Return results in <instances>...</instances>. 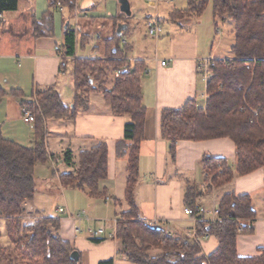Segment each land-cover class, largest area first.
Wrapping results in <instances>:
<instances>
[{"label": "trees", "instance_id": "trees-1", "mask_svg": "<svg viewBox=\"0 0 264 264\" xmlns=\"http://www.w3.org/2000/svg\"><path fill=\"white\" fill-rule=\"evenodd\" d=\"M56 2L69 11L76 5V0H48L49 6H55ZM208 2L187 0L185 9L174 8L169 13V20L198 18ZM19 3L20 0H0V14L18 10ZM211 4L214 19L233 22V59H214L212 76L206 81L204 107L197 106L192 98L179 108L161 111L160 136L169 142L171 161L178 141L230 139L235 147L233 168L226 158L204 154L200 160L208 189L218 190L231 182L235 174L246 175L264 167V0H211ZM47 17L48 11L42 20ZM35 24V30L45 34L43 22ZM122 36V33H114L112 37L96 34L92 49L103 48L100 56L76 57V34L66 27L59 47L71 66L73 97L69 104L63 102L53 86L36 87L30 100H24L20 90L6 91L0 86V100L7 93L18 95L21 106L31 112L34 140L33 146H25L3 137L0 131V223L8 240V244H0V264H79L80 259L71 257L75 249L58 234L59 219L39 211L27 219L22 203L33 199L35 165L56 159L47 151V121H74L78 112L88 110L92 94H100L113 115L127 118L123 137L115 144L116 157H126L123 200L113 199L114 203L123 201L127 205L126 210L116 215L114 224L118 254L134 264H264V247L257 256L239 257L236 253L237 235L253 231L251 226L240 227L241 221L256 216L247 194H224L216 205L219 213L215 221L201 219L195 223L198 236L217 240V248L208 255L201 252L198 240L184 235L168 236L163 229L143 225L134 190L145 121L141 90L145 63L124 57L125 44L119 46ZM89 38L90 34H82L81 50L90 42ZM106 156V144L102 140L80 150L73 169L58 175L60 186L81 190L89 198L105 196L106 190L99 189V183L107 177ZM60 157L72 165L70 149ZM51 174L55 175L53 169ZM195 197L194 185L187 186L184 205L195 203ZM90 240L99 243L102 238ZM98 264H113V259Z\"/></svg>", "mask_w": 264, "mask_h": 264}, {"label": "crops", "instance_id": "crops-1", "mask_svg": "<svg viewBox=\"0 0 264 264\" xmlns=\"http://www.w3.org/2000/svg\"><path fill=\"white\" fill-rule=\"evenodd\" d=\"M35 2L36 0H20L18 10L13 11L8 16L9 19H6L10 21V24L14 23L17 32L15 33L16 41L0 42V86L6 91L20 90L24 100L32 98L36 87L53 86L59 91L63 102L69 104L70 102L64 101L61 93L62 81L66 79V70L71 76L69 59L65 60L66 65L62 67L54 52V46L63 44L66 27L74 31L82 30L83 33L91 35L93 32L90 30L96 25V31L100 32L96 34L103 36L102 33L105 30L109 33L108 37H112L114 33L117 34L120 29L119 33H122L125 39L122 41L125 44L124 57L129 61L139 60L145 63V70L141 76L145 121L143 139L140 143L139 176L134 190L139 218L156 219L159 221L160 228L174 232L175 236H185L186 231L195 229V222L183 212L184 190L187 186L194 185L196 190L194 201L207 210L216 207L220 198L226 193L232 192L236 196L247 194L251 197V205L256 216L254 219L241 221L240 227L251 226L253 231L251 234L237 235L236 253L239 257L259 255L260 249L264 247V167L246 175L235 174L231 182L218 190L208 189L206 192H201L200 186L206 182L205 172L200 162L202 156L208 154L215 158H226L233 168L235 163L233 142L228 138L202 141L181 140L175 145V157L171 161L168 153L169 142L160 136V114L163 109L179 108L192 98L196 100L197 106L204 107L207 80L203 78V70L199 66L200 60L205 58L231 60L233 59L232 53L230 52L229 57L216 56L218 49L215 47V50L211 49L209 56L204 55L205 51L201 49V34L198 31L200 24L197 18L185 17L179 22H172L168 15L166 31L162 29L158 38H151L147 36L145 28L146 21L152 17L151 13L146 12L142 16L143 29L141 31L136 24L130 21V14L126 15L120 10L119 1L116 2V10L112 9L108 13L98 12V3L94 0L89 4L88 2L79 4L76 0L75 11H69L65 7V10L59 11L56 6H49V3L46 9H42V5L38 9ZM146 5L148 8H155L157 16L159 1L146 0ZM130 8L129 4L131 13ZM173 9L172 7L168 14ZM46 11L49 12V17L42 20ZM72 12L74 14H71ZM54 14L61 18L60 42L55 36L58 29H56ZM4 15L6 13L0 14L2 24L5 21ZM69 18H74V20ZM156 18L162 25L160 18ZM71 20H73L72 26L69 22ZM217 20L219 19H214L212 14V24L210 28H206V35L211 37ZM37 21L43 22L45 34L40 33L38 29L35 30ZM10 24L8 28H11ZM37 33L38 36L35 35ZM13 43L15 49L10 48ZM151 43H154L153 47H150ZM90 50L95 51L92 46ZM102 51L103 48L97 53L100 55ZM76 53L77 50L75 51L76 57H82L77 56ZM161 61H166V64L161 65ZM70 84L67 82L64 86ZM72 97L73 93L70 101ZM21 109L18 95L7 93L0 100V131L3 137L31 147L34 142L33 127L32 124L23 120ZM126 120V117L113 115L100 94L90 95L88 110L78 112L74 121L48 120L47 151L56 158L55 161L50 159L45 162L49 163L50 168L54 170L55 175L50 173L51 177H55L59 183L58 175L73 169L78 152L102 140L107 150V177L100 181L99 189L106 190L105 199L110 197V200H123L126 184V157H116L115 144L123 137ZM67 149H70L73 155L72 165H67L60 157ZM39 164L37 163L34 167L35 181L39 178L36 175ZM59 164L61 171L58 168ZM218 192L219 197H217ZM84 196L88 198L85 193ZM258 201L261 203L259 209L255 207ZM122 205L123 209H120L118 213L127 209L125 202H119L118 206L122 207ZM22 207L26 213L31 210L36 211L33 199L25 200ZM63 209L64 212L59 213L67 215V212H70L67 208ZM118 213L115 212L109 228L102 224L97 227L87 226L84 229L87 234L85 237L78 234L82 232V227L76 222L82 219L87 222L90 220L86 211L80 220L70 218L68 215L61 218L55 217L59 219L58 234L68 241L78 253L79 264H98L110 258L113 259V264H134L117 253L118 242L114 237L109 236L114 233ZM210 217H212L210 214L204 216L205 219ZM76 226L80 228L79 231L75 230ZM100 226L104 229L101 236L93 237L88 232V228L96 229ZM92 238H102V241L95 243L90 240ZM199 242L201 252L205 255L213 252L218 246L217 240L212 236L201 237Z\"/></svg>", "mask_w": 264, "mask_h": 264}, {"label": "rangeland", "instance_id": "rangeland-1", "mask_svg": "<svg viewBox=\"0 0 264 264\" xmlns=\"http://www.w3.org/2000/svg\"><path fill=\"white\" fill-rule=\"evenodd\" d=\"M88 1L89 0H77V2L79 4L86 3ZM94 1H96V3H98L97 4V11L98 12L103 11L105 13H108V12H111L112 9L116 10L115 9L116 2H118L119 0H94ZM127 1L129 2L130 6H131V8H130V10H131L130 21L133 22L134 24H136L137 28H139L141 31L143 29V25H142V18L143 17L142 16L146 12L151 13L152 19L159 17L160 21L162 22V25H161L162 29L164 31H166L165 26L168 24L167 18H168V15H169L168 12L170 11V9L172 7L175 9H185L187 6V0H158L159 1V13L156 16L155 8H148L146 5V0H127ZM90 2H88V4ZM35 3L37 5L38 9L41 5H42V9H46L47 4H48L47 0H36ZM75 6L77 8V4ZM84 7H87V6H84ZM76 8L74 7L73 11H75ZM11 14H12V12H7L6 15H4V17H5L4 23L2 24L0 22V42H2V41H5V42L16 41L15 33L17 32L16 31L17 27L14 26V23L10 24V21L6 20L8 18V16H10ZM71 14H74V12H72ZM54 17H55L54 19L56 21V29H58L55 36L57 38L56 40L58 42H60L61 41V38H60L61 34L59 32V29L61 26V18H59V16L57 14L56 15L54 14ZM69 19L74 20V18H69ZM23 20H25V19L23 18ZM73 20L69 21L71 26L73 24ZM196 20L200 24L198 31L201 34V42H202V48L201 49L202 50L204 49V51H205L204 55L209 56L211 49L213 50V48H214V50H215V47H216L218 49V51L216 52V56L229 57L230 52H231V46H232L233 41H234L233 22L231 20H225V21L217 20L216 26L213 29L214 31L212 30L211 37L206 35L207 34V32H205L206 28H210V25L212 24L211 0H209V2L206 5L205 9L203 10L202 14ZM26 22H27V20H26ZM8 24L11 25V28L10 27L8 28V26H9ZM5 25H7V26L5 27ZM91 26H94V25H91ZM95 27L97 28L96 25H95ZM95 27H94V29L91 28L90 31L93 32V34L90 35V38H89L90 42L85 46V48L83 50H81V48L79 47L80 38H81L83 32H82V30H78V31L75 30V33L77 32L76 33V42L78 44L77 53H76L77 56L86 57L90 53V51H92L90 49H91V46L94 44V41H95L93 36H95L96 33H100V32L96 31ZM69 29H70V27H69ZM102 34L104 37L109 36V33L105 30L103 31ZM164 35H166V32H164ZM124 40H125L124 36H122V38L120 40V44H119L120 47L123 46L122 41H124ZM153 46H154V43L153 44L151 43L150 47H153ZM10 48L15 49L14 43L12 44V46H10ZM94 52H96L97 56H100L99 53H97L98 52L97 50H95ZM70 68H71V66H70ZM66 71H67L66 76H65L66 79L64 80V82L62 81L61 93L63 95L64 101L69 103L71 95L73 93V89H72V85L70 84V83H72V82H70L71 76L69 74V71L68 70H66ZM67 82L70 85H67L65 87L64 84H66ZM58 168L60 171L62 170V169H60V164L58 165ZM50 170H51V168H50L49 163H45V164L40 163L37 167L36 175L39 178H37V180H36L35 192H34V196H33V204L35 207L34 210L39 211L40 214H43L45 216L60 217V218L65 217L67 215H66V213H59L57 210L59 207L67 208L73 214H75L79 211H83V210L86 211V215L90 218V220L87 222V221H84L82 219L81 221L76 222L77 224H79L82 227V232L78 233V234L82 235L83 237H85V235H87L86 232L84 231V229L87 226L97 227V226L102 224L106 228L111 227L115 212L118 213V211L120 209H123V205H122V207H119L118 206L119 203H114L115 204V206H114V204L112 202L113 200H110V197H108V199H105L104 196H102L100 198H89V197L87 198L84 196V193L81 190L70 188V187H62L59 185V183L55 177H51V175H50L51 171ZM143 175L144 174H142V176ZM217 197H219V192L217 193ZM260 201L255 203V207L257 209H259V207H261ZM198 204H200V203H198ZM25 215L27 216L26 217L27 219H29V217H31V215H32V217L34 216L32 210L29 211L28 213H25ZM0 230L2 232V237L0 238V244H2V245L8 244V240L6 239L2 222L0 223ZM51 231L53 233H55L53 227H51ZM199 237H201V236H199ZM202 237H204V236H202ZM155 252H157V251H155ZM153 253H154V251H153Z\"/></svg>", "mask_w": 264, "mask_h": 264}, {"label": "built area", "instance_id": "built-area-1", "mask_svg": "<svg viewBox=\"0 0 264 264\" xmlns=\"http://www.w3.org/2000/svg\"><path fill=\"white\" fill-rule=\"evenodd\" d=\"M56 8L59 10V11H62L64 9V6L60 3V2H56L55 4ZM145 28H146V34L147 36L151 37V38H158L162 32V26H161V23L159 22V20L157 18L155 19H152V18H149L146 23H145ZM54 52L57 54L59 60H60V63H61V66L64 67L66 65V62L65 60L68 59L67 56L61 54V51H60V47L59 45H56L54 46ZM97 56L96 52L94 51H90V53L87 55V57H95ZM161 65H165L166 64V61H161L160 62ZM215 65V62H214V59L212 58H205V59H202L200 60L199 62V66L201 67V69L203 70V78L204 80H208L212 74H211V68H213ZM119 72V71H118ZM21 112H22V118L25 122L29 123V124H32V114L31 112L26 109V108H23L21 109ZM200 191L201 192H206L208 191V184L207 183H204L203 185L200 186ZM108 199V197L106 198ZM58 212H64V209L63 208H58ZM183 212L186 216L190 217L192 219V221H194L195 223L198 221V220H201V219H204L208 222H214L217 215H218V209L216 207L212 208L211 210H207L204 206L198 204V203H193L192 205H186L184 206L183 208ZM206 214H210L212 217L208 218V219H205L204 216ZM67 215L70 217V218H74L76 220H80L83 216H84V210L83 211H79L75 214H72L71 212H67ZM143 225L146 226V227H149V228H160L159 226V221L154 219V220H144L142 219L141 220ZM162 229V228H160ZM75 230L76 231H79L80 228L78 226L75 227ZM166 234L168 236H173V237H176L175 236V233L172 232V231H169L167 229H163ZM104 229H103V226H100L96 229H92V228H88V232L93 236V237H99L102 235ZM110 237H113L114 236V233L112 234H109ZM185 236L190 238V239H193V240H200L201 237L197 236L196 232H195V229H191V230H188L186 231L185 233Z\"/></svg>", "mask_w": 264, "mask_h": 264}, {"label": "water", "instance_id": "water-1", "mask_svg": "<svg viewBox=\"0 0 264 264\" xmlns=\"http://www.w3.org/2000/svg\"><path fill=\"white\" fill-rule=\"evenodd\" d=\"M119 3H120V10L122 12H124L126 15H129L130 11H129V4H128L127 0H119ZM119 32H120V29H118L117 34H120ZM71 257L75 260L79 259V255L76 251H74L71 254Z\"/></svg>", "mask_w": 264, "mask_h": 264}]
</instances>
